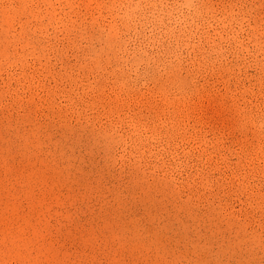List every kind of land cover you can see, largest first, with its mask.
Listing matches in <instances>:
<instances>
[{
    "label": "rangeland",
    "instance_id": "obj_1",
    "mask_svg": "<svg viewBox=\"0 0 264 264\" xmlns=\"http://www.w3.org/2000/svg\"><path fill=\"white\" fill-rule=\"evenodd\" d=\"M0 264H264V0H0Z\"/></svg>",
    "mask_w": 264,
    "mask_h": 264
}]
</instances>
